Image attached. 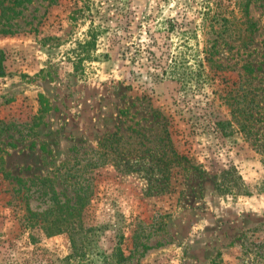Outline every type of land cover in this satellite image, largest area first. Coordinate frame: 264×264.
<instances>
[{"label":"rangeland","instance_id":"374dc122","mask_svg":"<svg viewBox=\"0 0 264 264\" xmlns=\"http://www.w3.org/2000/svg\"><path fill=\"white\" fill-rule=\"evenodd\" d=\"M15 22L0 264H264V0H34ZM82 187V225L47 234Z\"/></svg>","mask_w":264,"mask_h":264},{"label":"trees","instance_id":"16d2710c","mask_svg":"<svg viewBox=\"0 0 264 264\" xmlns=\"http://www.w3.org/2000/svg\"><path fill=\"white\" fill-rule=\"evenodd\" d=\"M34 0H0V33L2 34H14L18 30L15 22L22 14L23 9ZM253 25H255L253 23ZM36 29V28H35ZM244 68L247 73L253 74L254 67L251 63H246ZM167 71V69L165 70ZM5 73V69L0 65V75ZM225 124V122H221ZM167 124H165L166 126ZM88 189L83 187L77 189V197L74 204H67L66 202H58L56 216L53 220H49L44 225V230L47 234L61 233L63 230L78 229L82 225L83 218L82 212L87 201L91 198V195L87 192ZM68 202V201H67ZM71 209V210H70ZM71 211V212H69ZM68 212V213H66ZM36 221V220H35ZM36 223L38 222V219Z\"/></svg>","mask_w":264,"mask_h":264}]
</instances>
